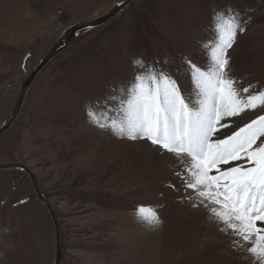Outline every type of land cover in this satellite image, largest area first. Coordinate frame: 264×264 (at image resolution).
<instances>
[{
    "label": "rangeland",
    "instance_id": "obj_1",
    "mask_svg": "<svg viewBox=\"0 0 264 264\" xmlns=\"http://www.w3.org/2000/svg\"><path fill=\"white\" fill-rule=\"evenodd\" d=\"M115 1L0 0V60L4 66L12 65L7 72L0 71V126L14 108L23 79L50 51L63 28L105 14ZM252 2L133 0L115 18L81 33L35 79L18 118L0 135V162L24 163L33 170L59 218L62 264H135L148 249L147 264H188L174 257V250L180 253L175 243L166 249L169 245H164L162 234L167 226H159L172 195L166 196L149 176L142 179L132 171L130 175L128 163L122 160L124 150L112 146L128 141L136 145L142 139L131 140L97 127L89 121L86 106L131 81L137 56L150 62L167 61L165 67L182 90H191L185 61L209 65L201 43L214 35L213 10L229 6L250 18L228 50L229 74L241 87L264 88V0ZM34 16H50L44 24L35 17L41 25L35 41L20 51L8 46L5 42L21 31L18 26H29ZM259 115H264V108L231 118L232 127ZM231 130L223 129L220 135ZM141 207L154 209L160 223L143 222L138 215ZM148 233L154 240L157 235L156 241H147L143 249ZM0 245L6 250L0 264L54 263L52 219L21 170H0Z\"/></svg>",
    "mask_w": 264,
    "mask_h": 264
},
{
    "label": "snow or ice",
    "instance_id": "obj_2",
    "mask_svg": "<svg viewBox=\"0 0 264 264\" xmlns=\"http://www.w3.org/2000/svg\"><path fill=\"white\" fill-rule=\"evenodd\" d=\"M248 19L235 7L213 10L214 35L201 43L209 65L185 61L191 90H182L167 61L137 56L133 79L90 102L86 112L101 129L172 154L174 174L248 253V264H264V115L235 128L231 119L264 108V88L241 87L229 74L228 50ZM223 129L232 130L220 135ZM138 215L149 226L160 223L152 208Z\"/></svg>",
    "mask_w": 264,
    "mask_h": 264
},
{
    "label": "bare ground",
    "instance_id": "obj_3",
    "mask_svg": "<svg viewBox=\"0 0 264 264\" xmlns=\"http://www.w3.org/2000/svg\"><path fill=\"white\" fill-rule=\"evenodd\" d=\"M119 144L121 143L115 142L112 146L115 150L119 148L124 150L122 160L128 163L130 175L132 171L133 175H140L142 179L145 176L153 178L156 187H159L166 196L172 195L173 197L166 200L163 209L165 220L159 226L163 227L165 224L167 226L162 234L164 245H169L166 249H169L170 245L174 243L180 249H177L179 254H176L172 249L174 257L177 256L176 258H180L181 262L187 261L188 264H248V253L233 244L234 237L221 231L223 225L211 216L210 212L200 204L195 193L191 189L185 188L183 181L174 174V171L178 170V166L175 165L172 154L166 152L163 155V152L155 150L146 140H139L136 145L129 141ZM127 150L130 151L128 154ZM179 170L182 171V169ZM144 232L146 233L148 230ZM150 233L144 235L146 238L142 243L143 249L146 247L147 241H156L157 235L154 240ZM139 234L141 235V233ZM157 247L159 248L158 244ZM149 251L148 249L146 257L138 256L135 264H141V261L142 264H147L145 261L151 259ZM157 252L154 251V257ZM159 257L161 258V254ZM164 257L167 258L165 251Z\"/></svg>",
    "mask_w": 264,
    "mask_h": 264
},
{
    "label": "water",
    "instance_id": "obj_4",
    "mask_svg": "<svg viewBox=\"0 0 264 264\" xmlns=\"http://www.w3.org/2000/svg\"><path fill=\"white\" fill-rule=\"evenodd\" d=\"M133 0H122L118 2L116 0L112 7L105 14L99 15L85 23L82 24H71L63 28L57 41L54 43L50 51L44 55L38 63L34 66L32 71L23 79L21 83L20 92L18 94L14 108L8 117V119L2 123L0 126V135L6 132L18 118L25 99L27 97L28 91L31 88L33 82L38 77V75L45 69V67L61 52H63L67 47H69L78 36L88 29L100 26L109 20L115 18L122 10H124ZM21 170L24 171L30 178L34 191L37 194L38 199L42 204L48 209L50 218L52 219L54 232H55V259L53 264H62L63 260V249H62V231L59 218L56 211L51 204L50 200L43 193L39 181L34 174L33 170L24 163L14 162V163H3L0 162V170Z\"/></svg>",
    "mask_w": 264,
    "mask_h": 264
},
{
    "label": "crops",
    "instance_id": "obj_5",
    "mask_svg": "<svg viewBox=\"0 0 264 264\" xmlns=\"http://www.w3.org/2000/svg\"><path fill=\"white\" fill-rule=\"evenodd\" d=\"M64 4H65V2H64ZM56 10H57V13H58V11L60 9L58 10V8H56ZM35 17L38 20L40 18V17H37V16L32 17V22L27 27H23V26H18L17 25L19 27L18 29L21 30V31L18 33V35H13L12 37H10L8 39V41H6L5 43H7L8 46L9 45L13 46L18 51L22 50L24 47L29 45L31 42L33 43L35 41V35L36 34H41V32L39 30L41 25H40V23L37 24V22H36L37 20L35 19ZM48 18H50V16L49 17H43V18H40V19L43 20V24H44L45 22H47L46 20ZM29 50H30V47L29 48L27 47V49H25L24 55H23V57H21V59L23 61L26 60V58H27L26 54H27V52ZM15 58H17V57H15ZM0 64H1L0 71H6L7 72V70H9L12 67V65L4 66V60H2V59L0 60Z\"/></svg>",
    "mask_w": 264,
    "mask_h": 264
},
{
    "label": "built area",
    "instance_id": "obj_6",
    "mask_svg": "<svg viewBox=\"0 0 264 264\" xmlns=\"http://www.w3.org/2000/svg\"><path fill=\"white\" fill-rule=\"evenodd\" d=\"M5 256H6V250L2 245H0V260H2V258Z\"/></svg>",
    "mask_w": 264,
    "mask_h": 264
},
{
    "label": "trees",
    "instance_id": "obj_7",
    "mask_svg": "<svg viewBox=\"0 0 264 264\" xmlns=\"http://www.w3.org/2000/svg\"><path fill=\"white\" fill-rule=\"evenodd\" d=\"M251 2H252V0H251ZM253 3V2H252Z\"/></svg>",
    "mask_w": 264,
    "mask_h": 264
}]
</instances>
